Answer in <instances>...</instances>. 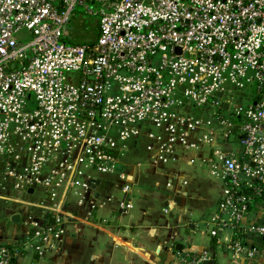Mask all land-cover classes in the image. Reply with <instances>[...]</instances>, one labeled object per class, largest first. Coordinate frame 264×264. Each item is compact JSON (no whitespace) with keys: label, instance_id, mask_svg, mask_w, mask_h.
Instances as JSON below:
<instances>
[{"label":"built area","instance_id":"2783aa9c","mask_svg":"<svg viewBox=\"0 0 264 264\" xmlns=\"http://www.w3.org/2000/svg\"><path fill=\"white\" fill-rule=\"evenodd\" d=\"M77 6L95 16L91 41L68 32ZM196 131L210 141L242 137L239 155L215 152L227 180L216 224L229 218L235 250L252 259L260 251L241 235L264 239V224L242 222L264 195V0H0V197L54 217L24 219L41 257L78 219L65 208L71 196L83 205L97 175L124 177L130 142L146 141L158 164ZM30 187L45 204L21 198ZM121 191L123 214L131 183ZM14 254L0 245V264H15ZM177 261L205 256L187 251Z\"/></svg>","mask_w":264,"mask_h":264},{"label":"crops","instance_id":"0c3cea01","mask_svg":"<svg viewBox=\"0 0 264 264\" xmlns=\"http://www.w3.org/2000/svg\"><path fill=\"white\" fill-rule=\"evenodd\" d=\"M216 137L205 140L199 132H192L191 146H177L173 158L166 162L158 158V164H152L146 141L130 142L129 149L132 144L141 146L143 162L130 164L127 157L125 163L128 149L121 157L124 177L97 175L83 205H78L75 196L68 199L65 208L77 212L78 219L67 224L61 257L56 251L41 257L32 246L30 226L24 223L27 214L41 224L46 220L54 224L51 213L22 207L19 201L13 202L21 211L19 206L0 204V245L13 248L15 264H177L178 256L187 251L203 254L204 264H264L263 237L241 235L244 246L260 251L248 259L235 250L237 233L231 220L221 228L216 224L227 180L216 167L215 152L239 155L243 147L239 135L216 133ZM126 181L132 188L131 207L120 214L119 201L125 199L121 188ZM21 198L46 203L43 190L37 187L28 188ZM90 200L96 206L91 207ZM14 215L18 220H12ZM251 221L264 224V197L255 198L248 207L242 222Z\"/></svg>","mask_w":264,"mask_h":264},{"label":"rangeland","instance_id":"374dc122","mask_svg":"<svg viewBox=\"0 0 264 264\" xmlns=\"http://www.w3.org/2000/svg\"><path fill=\"white\" fill-rule=\"evenodd\" d=\"M68 32L73 37L74 41L84 43L87 41H91L96 37L97 33V27L95 22V16L88 15L82 6L75 7L72 19L70 23L67 26ZM242 94V93H241ZM240 93L236 94L237 98H243ZM243 102V101H242ZM140 143V142H139ZM133 145V144H132ZM130 145V149L128 152V155L123 158V161H128L126 158H129V163H140L144 161V156L141 152V146L139 144H135L134 146ZM5 194L7 196H15L14 192L12 190L5 191ZM17 194V192H16ZM3 200V201H1ZM12 201V200H11ZM6 204L11 207L14 206V209L18 206L15 205V203L12 201V203H9L7 199H0V204ZM1 206V205H0ZM18 211H21V207L18 209ZM101 243V242H100ZM57 252V255L61 257V253L63 251V246L57 247L55 250Z\"/></svg>","mask_w":264,"mask_h":264},{"label":"water","instance_id":"95a60500","mask_svg":"<svg viewBox=\"0 0 264 264\" xmlns=\"http://www.w3.org/2000/svg\"><path fill=\"white\" fill-rule=\"evenodd\" d=\"M225 107H226V105H224V108H225ZM29 191H31V190H29ZM12 220H13V221L18 220V215H14L13 218H12Z\"/></svg>","mask_w":264,"mask_h":264},{"label":"trees","instance_id":"16d2710c","mask_svg":"<svg viewBox=\"0 0 264 264\" xmlns=\"http://www.w3.org/2000/svg\"><path fill=\"white\" fill-rule=\"evenodd\" d=\"M261 197H264V195H263V196H261Z\"/></svg>","mask_w":264,"mask_h":264}]
</instances>
